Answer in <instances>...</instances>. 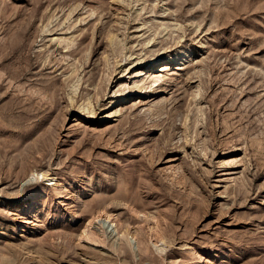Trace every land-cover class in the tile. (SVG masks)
<instances>
[{"label":"rangeland","instance_id":"374dc122","mask_svg":"<svg viewBox=\"0 0 264 264\" xmlns=\"http://www.w3.org/2000/svg\"><path fill=\"white\" fill-rule=\"evenodd\" d=\"M129 1L0 0V264H264V0Z\"/></svg>","mask_w":264,"mask_h":264},{"label":"bare ground","instance_id":"6f19581e","mask_svg":"<svg viewBox=\"0 0 264 264\" xmlns=\"http://www.w3.org/2000/svg\"><path fill=\"white\" fill-rule=\"evenodd\" d=\"M121 2H125L126 0H120ZM128 1V0H127ZM138 1V0H137ZM136 1V3H137ZM129 2H131V4L134 2V0H130ZM128 3V2H126ZM135 3V5H136ZM139 4V3H138ZM143 3H141V6L139 8H136L135 12L137 14L138 17H140V15H142V12L145 10V5H142ZM134 7V6H133ZM152 11V10H151ZM170 11L169 9H164L163 13L166 14V12ZM169 13V12H168ZM164 15V14H163ZM161 17V16H160ZM163 17V16H162ZM157 18V17H156ZM155 18V19H156ZM139 19V18H138ZM142 21V20H141ZM160 21V20H159ZM141 23V22H140ZM177 23V22H176ZM179 24V23H178ZM178 24H175L176 27L179 28V25ZM142 25H145L146 26V23H144V21H142L141 23V26ZM161 25L163 27L164 30H168L170 28V24L168 22V20H165V18H161ZM172 25V24H171ZM138 25V30L140 31V27ZM150 26V25H149ZM174 26V27H175ZM182 27V26H181ZM147 28V27H145ZM165 32V31H164ZM111 35V34H110ZM114 35V34H113ZM144 35V33L142 35H140V37H142ZM117 37V35H116ZM118 38V37H117ZM116 38H114L115 40ZM56 40V39H55ZM59 40V39H58ZM110 40V39H109ZM154 40L155 38H145L143 39V42L144 44H146L147 46H153L154 45ZM111 41V40H110ZM120 41H122L120 39ZM112 43V44H111ZM113 43L115 42H110V44L112 46ZM119 43V42H117ZM120 44V43H119ZM118 45V44H117ZM122 46V45H120ZM120 46L118 45V48H120ZM123 47H125V45L123 44ZM127 48V47H125ZM121 49H124V48H121ZM126 50V49H125ZM122 51V50H121ZM124 51V50H123ZM150 52H155L154 50H152V48L150 49ZM192 52H193V49L189 46L188 47H185V48H181L180 51H179V54H177L176 56L174 55H171L170 53H166V52H163V51H158L157 52V55L154 56L152 58V60L149 62V63H145V61H142V58L138 57L137 55L133 56V51H131L130 53H124L122 56V60H125L127 61V63H123V64H120V66H122V69H121V75H119L118 79L115 81L116 83V86H118V88L116 90H114V96L116 97H120L119 98V103H122V102H126V100H128V98L132 95H140L142 93V90H144L145 88V85L147 84V81L150 80L152 78V80L150 81V92L151 91H154L155 90V87H158L160 85V82H165L166 80H168V73H164V65H162V63H166V64H170V65H173L174 63H176L179 67H184L185 64L188 61L189 57L192 55ZM139 54V53H138ZM141 54V53H140ZM115 58V57H114ZM144 59V58H143ZM117 63V62H116ZM119 63V62H118ZM154 63V64H153ZM159 63V64H158ZM158 64V65H157ZM141 66V67H139ZM160 67H163L162 69H160ZM133 69V70H136L137 68H141V73L140 75H138L137 77L133 76V82H132V87L130 89H128L125 94H122V95H119V92L121 91V87H122V83L119 82L120 80H123L125 79V74L127 73H131V71L129 72L130 69ZM155 68H158V70L160 71V73H163V74H159L157 75L154 71ZM145 70H148L145 72ZM171 70V69H170ZM116 71V70H115ZM177 72V70H176ZM112 73H109L107 75V79L108 81L111 80L112 76H111ZM78 77V76H77ZM128 77V76H127ZM131 77V76H130ZM173 77H169V80H171ZM80 79H78V82H79ZM126 80V79H125ZM168 82V81H167ZM91 83V82H90ZM108 83V82H107ZM119 83V84H118ZM93 84V83H92ZM91 85V84H90ZM95 88V87H94ZM78 90V85H73V92H77ZM121 93V92H120ZM124 93V92H122ZM143 94V93H142ZM146 95V94H145ZM149 96V95H148ZM123 97L125 98L123 100ZM135 97V96H134ZM145 97V96H144ZM115 100V99H114ZM133 100V99H132ZM116 101V100H115ZM115 101H112V102H115ZM111 105V104H110ZM113 105V104H112ZM116 105V104H115ZM125 105H121L120 108H117L115 109L114 111L112 112H108L107 115L103 116L104 118H109V117H113V116H116L117 114H119L121 112V109L124 107ZM79 109L80 110H83V111H86L88 116L89 117H93L95 116V113L97 112L96 111V108L95 106L93 105V101L91 100L90 97L88 98H85V100L80 103L79 105ZM88 119V118H87ZM39 175H41L43 178H45V182L46 184H55L54 182V178H49L48 176L46 177L45 176V173H37L35 171H33L31 173V176L32 177H39ZM39 194V193H37ZM34 197V196H33ZM31 200V199H30ZM32 201V200H31ZM126 234V233H125ZM124 234V235H125Z\"/></svg>","mask_w":264,"mask_h":264}]
</instances>
